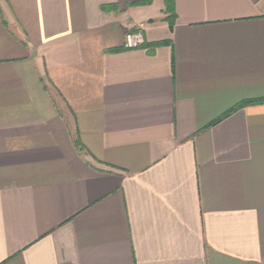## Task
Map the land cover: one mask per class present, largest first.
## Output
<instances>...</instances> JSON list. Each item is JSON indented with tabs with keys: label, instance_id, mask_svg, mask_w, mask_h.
I'll list each match as a JSON object with an SVG mask.
<instances>
[{
	"label": "crops",
	"instance_id": "0c3cea01",
	"mask_svg": "<svg viewBox=\"0 0 264 264\" xmlns=\"http://www.w3.org/2000/svg\"><path fill=\"white\" fill-rule=\"evenodd\" d=\"M0 264H264V0H0Z\"/></svg>",
	"mask_w": 264,
	"mask_h": 264
},
{
	"label": "built area",
	"instance_id": "2783aa9c",
	"mask_svg": "<svg viewBox=\"0 0 264 264\" xmlns=\"http://www.w3.org/2000/svg\"><path fill=\"white\" fill-rule=\"evenodd\" d=\"M145 43V35L142 29L126 33L124 46L127 49H136Z\"/></svg>",
	"mask_w": 264,
	"mask_h": 264
}]
</instances>
